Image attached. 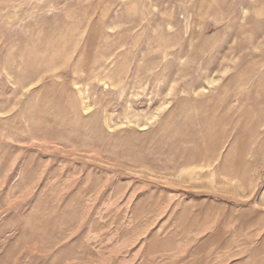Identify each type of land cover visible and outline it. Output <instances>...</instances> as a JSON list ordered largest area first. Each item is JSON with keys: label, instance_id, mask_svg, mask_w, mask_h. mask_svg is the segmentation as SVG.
Here are the masks:
<instances>
[{"label": "rangeland", "instance_id": "1", "mask_svg": "<svg viewBox=\"0 0 264 264\" xmlns=\"http://www.w3.org/2000/svg\"><path fill=\"white\" fill-rule=\"evenodd\" d=\"M0 264H264V0H0Z\"/></svg>", "mask_w": 264, "mask_h": 264}]
</instances>
